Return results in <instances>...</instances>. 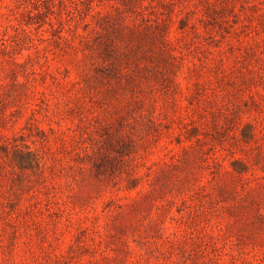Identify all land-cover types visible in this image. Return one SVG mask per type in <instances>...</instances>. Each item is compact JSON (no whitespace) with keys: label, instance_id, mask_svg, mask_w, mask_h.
Instances as JSON below:
<instances>
[{"label":"rangeland","instance_id":"obj_1","mask_svg":"<svg viewBox=\"0 0 264 264\" xmlns=\"http://www.w3.org/2000/svg\"><path fill=\"white\" fill-rule=\"evenodd\" d=\"M0 264H264V0H0Z\"/></svg>","mask_w":264,"mask_h":264}]
</instances>
